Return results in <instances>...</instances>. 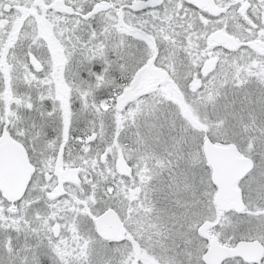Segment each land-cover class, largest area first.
I'll return each mask as SVG.
<instances>
[{
	"label": "snow or ice",
	"instance_id": "1",
	"mask_svg": "<svg viewBox=\"0 0 264 264\" xmlns=\"http://www.w3.org/2000/svg\"><path fill=\"white\" fill-rule=\"evenodd\" d=\"M0 264H264V0H0Z\"/></svg>",
	"mask_w": 264,
	"mask_h": 264
}]
</instances>
